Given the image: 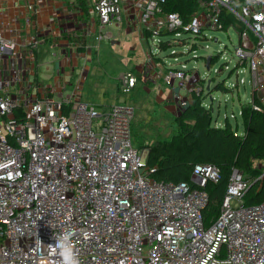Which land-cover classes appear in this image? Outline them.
Returning a JSON list of instances; mask_svg holds the SVG:
<instances>
[{
    "label": "built area",
    "instance_id": "built-area-1",
    "mask_svg": "<svg viewBox=\"0 0 264 264\" xmlns=\"http://www.w3.org/2000/svg\"><path fill=\"white\" fill-rule=\"evenodd\" d=\"M193 1L197 8L185 22L164 12L165 0H89L101 30L127 13L152 42L168 31L189 54L214 39L208 34L233 28V69L258 87L264 0ZM229 17L235 26H225ZM1 29L0 22V264H59L47 245L65 233L80 264H264V202L244 205L249 179L232 171L219 214L207 224L202 210L207 184L219 179L215 166H195L189 184L157 182L147 149L132 146L128 106L97 107L28 82L18 46ZM155 45L149 55L157 58ZM182 67L167 66L156 77L179 86ZM137 84L126 71L119 90L128 94ZM173 101L178 112L189 104L179 93Z\"/></svg>",
    "mask_w": 264,
    "mask_h": 264
},
{
    "label": "crops",
    "instance_id": "crops-1",
    "mask_svg": "<svg viewBox=\"0 0 264 264\" xmlns=\"http://www.w3.org/2000/svg\"><path fill=\"white\" fill-rule=\"evenodd\" d=\"M81 1L0 0L1 30L6 39L18 46L19 59L28 69L26 80L32 82L37 79L40 84L49 88L54 96L76 94L78 100L89 104L82 100V84L90 71L87 61L91 59L96 62L100 53L117 47L122 38L131 40L134 37L135 43L131 41L126 52L123 51L121 55L115 53L117 66L125 65L123 63L125 61L127 65L125 72L132 71L136 74L138 78L136 93L144 95L141 108L145 106L146 110L153 111L155 118L159 121L164 123L173 121L178 115L176 104L172 99L173 95L178 91L190 102L191 93L199 92L201 88L197 86L190 88V85L184 83L183 87H177L178 82H175L173 87H169L161 84L160 79L157 86L154 85L157 82L156 74L162 67L159 63L148 65L150 61L148 52L143 51L145 53L143 61L138 60L134 64L124 58L125 55H134L132 52H135L138 41L143 45L146 40L144 33L140 30L138 18L126 13L119 24H111L101 30L98 27L97 18L91 12L88 0ZM29 6H33V10H30ZM41 49L54 51V59L51 62L54 66H49V59L41 53ZM42 71L47 73H41ZM123 73L118 78V91H120L119 79ZM139 74L143 78L140 81ZM145 79L153 82L152 88L144 85ZM260 82L256 96L264 102V86H262L264 77H261ZM110 106L112 105L97 107ZM126 106L134 113L131 105ZM242 134L243 131L240 132V135Z\"/></svg>",
    "mask_w": 264,
    "mask_h": 264
},
{
    "label": "rangeland",
    "instance_id": "rangeland-1",
    "mask_svg": "<svg viewBox=\"0 0 264 264\" xmlns=\"http://www.w3.org/2000/svg\"><path fill=\"white\" fill-rule=\"evenodd\" d=\"M88 3L90 4L89 0ZM208 35L214 39L199 43V46L194 48L196 49L194 54H189V51L186 52V49L173 39L172 34L168 35L171 39L160 48V56L157 58L150 56L148 65L159 63L162 67L160 72L166 71L167 66L180 68L181 65H184L185 67H182L184 80L179 86L183 87L184 83L190 85V88H193V86L201 88L202 90L199 92L205 98L203 101L205 106L212 112L214 119H217L215 123L219 124V127H223L225 118H227L232 129L240 134L244 130L240 114L241 104L251 101L253 94H256V91L260 88L261 82H259L258 87H253L252 84H248L250 79L248 73L242 72L236 76L238 71L233 69L236 63L234 47L237 44L238 36L233 28ZM185 37L183 36V38ZM215 39L217 40L216 42L214 41ZM129 40L122 38L117 47H112L111 50L100 53L96 62L91 59L87 61L90 71L82 84V100L95 106L131 105L134 111L131 125V141L132 146L139 149L141 146L151 144L156 140H169L176 132V123L174 120L170 123L159 121L155 118L153 111L146 110L145 106L141 108L144 95L137 94L138 89L135 88L128 94L118 91L119 75L125 72L127 65L123 61L125 65L117 66L115 53L121 55L123 51L126 52L130 42L135 43L134 37ZM159 40L167 39L165 37H156L154 42H152L149 37L144 41L143 45L138 41V45L135 46V52H132L134 55H125L124 58L129 59L131 64L136 63L138 60L143 61L145 58L143 51L149 53L151 47L156 49L155 42ZM187 41L190 42L191 40L187 39ZM40 51L49 59V66H54V63H51L54 59V51L50 49H41ZM177 51L180 53H177ZM173 52L175 53L172 54ZM208 57H210L209 70L206 69ZM212 57L213 59H211ZM176 58L177 60L174 61L173 59ZM80 63L82 62L80 61ZM144 69L147 70L146 67ZM41 73L46 74L47 71H42ZM141 76L139 74V81L143 79ZM159 79L161 77L156 78L157 82L154 85L157 86ZM241 80H244L245 86L237 87V83ZM151 81H153V78H151ZM152 83L145 79L144 85L147 88H152ZM161 84L163 83L161 82ZM217 84H223L226 89L215 91ZM177 93L179 92L177 91Z\"/></svg>",
    "mask_w": 264,
    "mask_h": 264
},
{
    "label": "trees",
    "instance_id": "trees-1",
    "mask_svg": "<svg viewBox=\"0 0 264 264\" xmlns=\"http://www.w3.org/2000/svg\"><path fill=\"white\" fill-rule=\"evenodd\" d=\"M196 6L193 0H165L162 8L166 13L179 14L187 22ZM225 23L229 27L235 26L237 21L229 17ZM143 33L147 39L148 33ZM168 35H171L168 31L160 33V37L167 39L159 40L160 48L171 39ZM221 89L226 88L217 84L215 91ZM204 99L200 92H192L189 104L174 119L176 132L171 138L154 141L140 149H147L146 164L155 168L152 177L157 182L189 184L195 166L212 165L218 169V181L209 182L205 189L207 202L202 215L208 224L219 214L233 170L249 179L243 194L244 205L264 202V103L253 94L250 102L241 104L244 130L240 135L232 129L227 118L224 126L219 127L212 112L203 105Z\"/></svg>",
    "mask_w": 264,
    "mask_h": 264
},
{
    "label": "clouds",
    "instance_id": "clouds-1",
    "mask_svg": "<svg viewBox=\"0 0 264 264\" xmlns=\"http://www.w3.org/2000/svg\"><path fill=\"white\" fill-rule=\"evenodd\" d=\"M53 238L55 244H48L47 247L59 257V264H80L78 254L69 243L70 235L68 233L58 236L54 235ZM39 243L43 245L41 240H39Z\"/></svg>",
    "mask_w": 264,
    "mask_h": 264
},
{
    "label": "water",
    "instance_id": "water-1",
    "mask_svg": "<svg viewBox=\"0 0 264 264\" xmlns=\"http://www.w3.org/2000/svg\"><path fill=\"white\" fill-rule=\"evenodd\" d=\"M209 61H210V57L207 58V64H206V69L209 70L210 67H209Z\"/></svg>",
    "mask_w": 264,
    "mask_h": 264
}]
</instances>
